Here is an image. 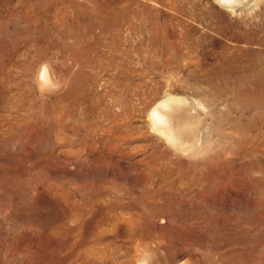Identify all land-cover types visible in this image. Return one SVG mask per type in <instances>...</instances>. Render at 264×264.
Listing matches in <instances>:
<instances>
[{
	"label": "rangeland",
	"instance_id": "374dc122",
	"mask_svg": "<svg viewBox=\"0 0 264 264\" xmlns=\"http://www.w3.org/2000/svg\"><path fill=\"white\" fill-rule=\"evenodd\" d=\"M234 1L0 0V264H264V0Z\"/></svg>",
	"mask_w": 264,
	"mask_h": 264
},
{
	"label": "bare ground",
	"instance_id": "6f19581e",
	"mask_svg": "<svg viewBox=\"0 0 264 264\" xmlns=\"http://www.w3.org/2000/svg\"><path fill=\"white\" fill-rule=\"evenodd\" d=\"M221 1L223 4H225L228 7L234 8L237 4L234 5L235 1L234 0H219ZM233 1V2H232ZM239 3H241L242 0H236ZM242 4V3H241ZM50 66V65H49ZM49 66H47V64H45L41 70V72L39 73V83L41 86H45V85H51L54 83V78H53V72L49 71ZM51 67V66H50ZM52 68V67H51ZM50 68V69H51ZM53 71V70H52ZM57 76V74H56ZM54 85V84H53ZM56 85V84H55ZM40 86V87H41ZM52 86V85H51ZM44 88V87H43ZM170 100L169 99H165L159 103H157V105L153 108L152 112H151V118L154 121L155 125H161L164 129V127L166 128L167 132H169L170 135H175L176 137V133H178V135L180 133L183 132V123L182 120L180 121L179 115H177V112L179 111L177 107L173 106V104H170ZM175 105V104H174ZM190 109H186V111L188 112ZM179 113V112H178ZM181 114V113H180ZM181 116V115H180ZM184 118V117H183ZM189 117L186 116V119L184 121L189 120ZM182 119V118H181ZM182 122V123H181ZM188 123V122H187ZM191 124V123H190ZM186 125V124H185ZM189 125V124H188ZM156 127V126H155ZM158 127V126H157ZM160 129V128H159ZM158 129V130H159ZM162 129V130H163ZM165 130V129H164ZM161 131V130H160ZM194 131V130H193ZM164 132V131H162ZM166 132V131H165ZM185 133V132H184ZM196 133V132H195ZM168 134V135H169ZM167 135V136H168ZM172 136V137H173ZM182 135L180 134L179 138ZM171 137V136H170ZM178 137V136H177ZM187 138V137H186ZM173 139V138H172ZM170 140V139H169ZM178 140V139H177ZM192 140V139H191ZM173 141V140H172ZM195 141V140H194ZM184 142V141H183ZM178 143V141H177ZM180 143V142H179ZM147 264V263H146ZM149 264V263H148Z\"/></svg>",
	"mask_w": 264,
	"mask_h": 264
}]
</instances>
